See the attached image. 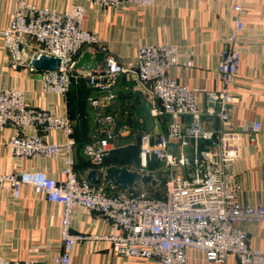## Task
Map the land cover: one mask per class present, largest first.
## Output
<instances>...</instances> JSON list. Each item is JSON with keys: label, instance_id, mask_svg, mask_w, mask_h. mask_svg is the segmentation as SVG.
<instances>
[{"label": "built area", "instance_id": "built-area-1", "mask_svg": "<svg viewBox=\"0 0 264 264\" xmlns=\"http://www.w3.org/2000/svg\"><path fill=\"white\" fill-rule=\"evenodd\" d=\"M92 2L117 9L148 7L155 0ZM233 10L234 26L217 68L220 88L205 90L189 88L170 77L172 67L192 66L191 61L181 62L174 44L139 46L136 62L121 65L96 33L84 29L83 6L72 4L61 13L31 0H15L9 24L0 31L10 65L38 73L46 94L66 97L78 79L86 80L97 92L89 99L96 113V133L83 148L91 162L102 163L119 142L116 116L103 111L115 101L113 86L119 77L136 78L151 105L153 119L162 127L158 133L142 132L133 141L139 146L141 160L133 171L155 180L154 185L150 184L153 189L161 185L160 195L150 193L148 184L143 183L130 190H118L111 183L93 185L77 174L72 159L80 116H55L29 104L21 89L0 86V132L8 127L15 130L6 144L11 158L23 161L65 156L64 181L39 171L0 172V190L10 191L14 198L28 186L45 200L63 206L62 244L54 264H72L73 247L93 238L71 231L72 212L77 206L111 224V234L100 238L110 241L119 256L156 264H187V250L193 248L204 253L208 264H225L231 257H236L239 264H264V252L252 248L247 232L238 227L241 222L264 223V205L241 204L239 186L232 174L242 153V134L252 136L261 127L254 122L239 129L231 122L235 101L232 85L242 62L238 37L245 28L242 5L236 4ZM30 42L37 47L32 48ZM85 51L104 54L105 65L96 74L75 67ZM35 54L58 59V68L52 71L33 67ZM202 95L204 105L200 102ZM25 128H33L34 133L24 134ZM55 131L65 136L64 143L47 141V134ZM150 161L161 163L165 184L148 167ZM0 264L46 263L0 258Z\"/></svg>", "mask_w": 264, "mask_h": 264}, {"label": "crops", "instance_id": "crops-1", "mask_svg": "<svg viewBox=\"0 0 264 264\" xmlns=\"http://www.w3.org/2000/svg\"><path fill=\"white\" fill-rule=\"evenodd\" d=\"M31 1L61 13L67 12L72 4L83 6L84 29L96 33L121 65L136 62L139 46L174 44L181 62L191 61L192 66L172 67L170 77L189 88L205 90L220 88L217 72L220 54L234 26V6L240 3L244 9L245 28L238 37L242 62L232 85L235 101L231 122L239 129L254 122L261 127L252 136L247 132L242 134V153L232 174L239 186L241 204L264 205V0H155L148 7L121 6L117 9L98 7L92 0ZM14 7L15 0H0V31L8 26ZM30 46L37 47L34 42H30ZM0 86L21 89L29 104L55 116H80L74 134L78 144L72 152L79 176L88 180L90 172L99 174L111 166L132 171L140 166L127 148L129 144L135 145L133 141L138 134L146 132L143 120L137 121L132 113L142 98L146 99L136 78L119 77L113 86L115 101L103 111L116 116L119 142L100 164L91 162L83 152L85 143L96 133V125H91L93 111L89 99L97 92L86 80L74 81L66 97L46 94L38 73L26 67L14 69L10 65L7 48L0 37ZM200 102L204 105L203 95ZM150 131L161 132V124L154 120ZM14 133L9 127L0 132L1 173L39 171L54 180H65L64 155L23 161L12 159L6 144ZM32 133L33 128L24 129V134ZM46 139L57 144L66 141L65 136L56 131L49 132ZM63 212L61 204L45 200L28 186L21 188L18 198L8 190H0V258L54 264L61 250ZM70 224L73 233L93 237L73 247L72 264H156L116 255L112 243L100 238L111 234V224L87 208L75 207ZM238 227L247 232L252 248L264 252V223L241 222ZM186 254L187 264H208L200 250L190 248ZM225 264L239 263L236 257H231Z\"/></svg>", "mask_w": 264, "mask_h": 264}, {"label": "water", "instance_id": "water-1", "mask_svg": "<svg viewBox=\"0 0 264 264\" xmlns=\"http://www.w3.org/2000/svg\"><path fill=\"white\" fill-rule=\"evenodd\" d=\"M60 61L58 59L46 56H40L35 54L31 65L38 69L45 70H56L59 66ZM105 65L104 62V54L96 53L91 54L88 51H85L78 62L76 63L77 69H84L86 71H91L92 74H96L98 68H101ZM150 103L142 98L141 104L136 106L132 111L135 119L139 121L143 120V123L146 126V132H149L154 126V120L152 117ZM92 126L95 125V114L92 112ZM173 148V145H171ZM88 181L93 184H99L101 181L106 183H111L118 190H130L137 183L143 184H155V180H153L150 176H142L140 173L136 171L129 170L125 167L111 166L107 168L104 172H100L99 174L95 171L90 172L88 175Z\"/></svg>", "mask_w": 264, "mask_h": 264}, {"label": "rangeland", "instance_id": "rangeland-1", "mask_svg": "<svg viewBox=\"0 0 264 264\" xmlns=\"http://www.w3.org/2000/svg\"><path fill=\"white\" fill-rule=\"evenodd\" d=\"M2 31V30H1ZM4 41V40H3ZM4 44H5V42H4ZM161 163H159V162H157V161H150L149 162V164H148V167L150 168V169H152L153 170V173L156 175V176H159L158 177V180H160V182H162L161 181V179L162 178H165V180H166V176H164V174H163V168H162V165H160ZM134 166H136V165H134ZM161 185L159 186V188H157V189H153L152 187H151V185L150 184H148L147 185V190L150 192V193H154V194H156V195H160L161 193H162V191H163V187H161Z\"/></svg>", "mask_w": 264, "mask_h": 264}, {"label": "trees", "instance_id": "trees-1", "mask_svg": "<svg viewBox=\"0 0 264 264\" xmlns=\"http://www.w3.org/2000/svg\"><path fill=\"white\" fill-rule=\"evenodd\" d=\"M127 148H129L132 151V155L136 156V161H139V164H140L141 160H140V155H139V146H138V144H136V145H130L129 144V146H127ZM162 183L165 184V179L162 180Z\"/></svg>", "mask_w": 264, "mask_h": 264}]
</instances>
